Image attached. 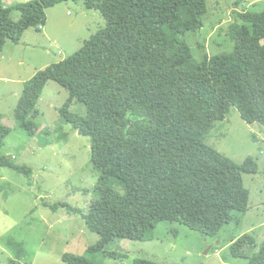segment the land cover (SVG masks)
<instances>
[{"label":"trees","instance_id":"trees-1","mask_svg":"<svg viewBox=\"0 0 264 264\" xmlns=\"http://www.w3.org/2000/svg\"><path fill=\"white\" fill-rule=\"evenodd\" d=\"M79 0H33L7 7L0 0V54L8 42L20 44L31 28L45 27L47 11ZM99 11L105 29L69 58L38 71L25 83L14 118L30 138L39 134L36 106L53 81L69 93L60 116L92 143V162L100 172V196L87 212L69 207L87 229L99 235L89 255L109 254L117 239L150 241L164 222L178 223L216 238L246 215L250 191L245 174L258 173L254 158L238 164L206 143L214 126L235 107L248 124L264 128V11L236 12L229 37L231 53L198 62L182 40L204 27L206 0H84ZM20 13L14 22L11 13ZM82 103L86 113H73ZM12 129L0 122V169L28 175L1 154ZM124 188L119 194L114 183ZM255 240H232L234 258ZM16 258L24 253L17 249ZM66 264H99L66 253ZM11 264H21L12 261ZM133 264H159L137 259ZM249 264H264V241Z\"/></svg>","mask_w":264,"mask_h":264},{"label":"rangeland","instance_id":"rangeland-1","mask_svg":"<svg viewBox=\"0 0 264 264\" xmlns=\"http://www.w3.org/2000/svg\"><path fill=\"white\" fill-rule=\"evenodd\" d=\"M9 7L25 0H2ZM33 1V0H29ZM26 1V2H29ZM204 27L188 32L182 40L191 47L198 62L231 53L234 43L229 37L236 22V12L260 13L264 0H206ZM20 13H11L14 22ZM45 27L25 32L20 44L8 42L0 54V122L9 126L1 154L31 172L26 175L9 168L0 169V264H66V253L85 256L99 264H133L148 260L159 264H249L264 241V128L246 123L235 107L223 122L217 123L206 136V143L238 164L254 158L258 173L245 174L244 184L250 191L246 215L234 212V221L216 238H206L178 223H161L152 240L140 242L117 239L108 245L109 254L89 255L88 249L100 237L90 232L78 214L69 207L87 212L99 199L96 192L100 172L92 162V143L67 123L59 110L69 93L56 82L44 89L36 110L39 126L36 138L20 129L14 113L25 83L48 66L74 55L94 35L105 29L106 21L96 10H89L84 0L61 3L47 11ZM73 113L84 115L85 106L75 103ZM115 190L124 195L117 182ZM249 235L254 245H246L249 259L234 258L232 240ZM21 247L23 257L16 258Z\"/></svg>","mask_w":264,"mask_h":264},{"label":"water","instance_id":"water-1","mask_svg":"<svg viewBox=\"0 0 264 264\" xmlns=\"http://www.w3.org/2000/svg\"><path fill=\"white\" fill-rule=\"evenodd\" d=\"M258 126H260V123H257Z\"/></svg>","mask_w":264,"mask_h":264},{"label":"crops","instance_id":"crops-1","mask_svg":"<svg viewBox=\"0 0 264 264\" xmlns=\"http://www.w3.org/2000/svg\"><path fill=\"white\" fill-rule=\"evenodd\" d=\"M26 1H29V0H25V2H26Z\"/></svg>","mask_w":264,"mask_h":264}]
</instances>
